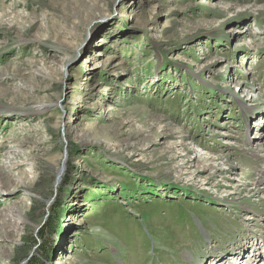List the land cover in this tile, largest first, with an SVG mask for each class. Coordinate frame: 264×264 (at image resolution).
Masks as SVG:
<instances>
[{"label":"rangeland","instance_id":"1","mask_svg":"<svg viewBox=\"0 0 264 264\" xmlns=\"http://www.w3.org/2000/svg\"><path fill=\"white\" fill-rule=\"evenodd\" d=\"M263 171L264 0H0V264H264Z\"/></svg>","mask_w":264,"mask_h":264},{"label":"bare ground","instance_id":"2","mask_svg":"<svg viewBox=\"0 0 264 264\" xmlns=\"http://www.w3.org/2000/svg\"><path fill=\"white\" fill-rule=\"evenodd\" d=\"M234 88L236 89V90H238V89H242V87L240 86L239 87V85H235L234 86ZM179 96V95H178ZM248 96V95H247ZM249 97V96H248ZM186 110V109H185ZM160 117V116H159ZM158 117V118H159ZM262 117V116H261ZM250 129H248V131H249ZM257 138H261V135L259 136V134L258 133H256V135L255 136H253V139L255 140V139H257ZM248 140V142L250 143V138H248L247 139ZM258 144V143H257ZM259 145V144H258ZM256 147H257V145H256ZM187 157H189V159H187ZM179 157H174V159H178ZM184 158H186L187 159V162H191V161H194L195 160V158L196 157H192V155H185L184 156ZM192 159V160H191ZM181 161H184V159H182ZM261 172V171H260ZM264 172V171H263ZM264 174V173H263ZM261 178L263 179L264 177L263 176H261ZM95 196V195H94ZM91 200V199H90ZM229 201H239V200H237V199H233V200H229ZM237 203V202H236ZM239 204V203H238ZM231 206V205H230ZM241 206V208H244L245 209V206H243V204H241L240 205ZM239 206V207H240ZM100 207V206H99ZM236 208V207H235ZM248 211H250L249 209H247ZM235 211V210H234ZM237 211V210H236ZM126 213V212H125ZM17 218V217H16ZM142 219V218H141ZM143 220V219H142ZM139 223V222H138ZM95 239V238H94ZM49 242V241H48ZM105 244V243H104ZM122 251V250H121Z\"/></svg>","mask_w":264,"mask_h":264},{"label":"trees","instance_id":"3","mask_svg":"<svg viewBox=\"0 0 264 264\" xmlns=\"http://www.w3.org/2000/svg\"><path fill=\"white\" fill-rule=\"evenodd\" d=\"M57 229V226L54 222L53 217L47 222L45 226V231H44V237L49 238L51 234L54 233V231ZM37 261H32L30 264H36Z\"/></svg>","mask_w":264,"mask_h":264},{"label":"water","instance_id":"4","mask_svg":"<svg viewBox=\"0 0 264 264\" xmlns=\"http://www.w3.org/2000/svg\"><path fill=\"white\" fill-rule=\"evenodd\" d=\"M253 120H254V118H251V119L249 120V123H248V124H250ZM43 230H44V229H43ZM43 235H44V233H43Z\"/></svg>","mask_w":264,"mask_h":264}]
</instances>
